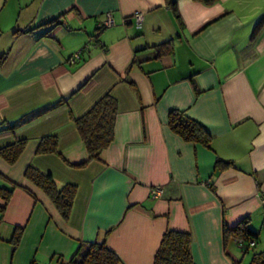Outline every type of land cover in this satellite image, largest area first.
Listing matches in <instances>:
<instances>
[{
  "label": "crops",
  "instance_id": "1",
  "mask_svg": "<svg viewBox=\"0 0 264 264\" xmlns=\"http://www.w3.org/2000/svg\"><path fill=\"white\" fill-rule=\"evenodd\" d=\"M168 1L0 0L13 17L0 23V149L24 141L13 163L0 157V187L14 186L0 264H70L91 243L117 264H153L168 232L187 235L192 264H250L264 251V0H174L175 14ZM107 14L113 25L96 35ZM104 96L112 137L87 160L75 120ZM176 110L208 147L171 131ZM46 137L55 153L37 152ZM27 168L74 187L66 217ZM242 224L253 247L233 236Z\"/></svg>",
  "mask_w": 264,
  "mask_h": 264
},
{
  "label": "trees",
  "instance_id": "2",
  "mask_svg": "<svg viewBox=\"0 0 264 264\" xmlns=\"http://www.w3.org/2000/svg\"><path fill=\"white\" fill-rule=\"evenodd\" d=\"M202 5L210 6L216 0H192ZM168 6L172 13H176L174 0L168 1ZM57 19L51 21V26L56 23ZM258 24V23H257ZM49 27V28H50ZM104 28L97 25L96 35ZM259 24L254 31L258 30ZM30 32V31H26ZM93 39H96L94 36ZM162 53H168L171 44L167 43L159 48ZM160 53V52H159ZM116 112L115 102L109 96L102 97L93 107L81 118L75 120L77 133L83 143L86 151L87 160H96L100 153L107 147L112 137V127L114 115ZM168 126L173 133L178 135L183 141L200 144L208 147L210 136L193 120L189 119L180 111H171L168 116ZM12 130L13 127H8ZM24 147V141H14L10 145L0 149V157L7 163H13ZM38 153L49 154L55 153V139L53 137L43 138L37 148ZM219 165L220 163L217 162ZM223 163L219 166H225ZM25 178L42 192L54 204L56 210L62 217H66L74 194L73 186H63L59 190L55 188L50 176H43L39 172L27 168L24 173ZM9 188L0 187V214H2L10 200L14 186ZM19 233L16 234L18 236ZM233 236L240 240L243 246L248 247L249 242L254 243L255 235L242 224L233 230ZM16 239V238H15ZM14 239V240H15ZM15 242V241H14ZM189 240L187 235L182 233L168 232L163 235L159 249L157 250L153 264H192L189 254ZM70 264H117L118 259L102 243H91L86 246L84 253H76ZM250 264H264V251L254 253L251 257Z\"/></svg>",
  "mask_w": 264,
  "mask_h": 264
},
{
  "label": "built area",
  "instance_id": "3",
  "mask_svg": "<svg viewBox=\"0 0 264 264\" xmlns=\"http://www.w3.org/2000/svg\"><path fill=\"white\" fill-rule=\"evenodd\" d=\"M131 19L135 22L136 25H139L141 20H142V14L139 13V12H135L132 14L131 16ZM102 27H110L113 25L112 23V19L111 17L107 14L106 17H105V20L100 24ZM78 59L77 55H73L72 57L69 58V62L70 63H74V61H76ZM151 197L155 198V197H159L161 191L158 187H153L151 188V190L149 191ZM262 203L264 205V200H262ZM237 244L239 246L242 245V242L240 240H237ZM254 246V243L253 242H249L248 243V247H253Z\"/></svg>",
  "mask_w": 264,
  "mask_h": 264
},
{
  "label": "rangeland",
  "instance_id": "4",
  "mask_svg": "<svg viewBox=\"0 0 264 264\" xmlns=\"http://www.w3.org/2000/svg\"><path fill=\"white\" fill-rule=\"evenodd\" d=\"M3 6H4V9L0 14V23H1V26L4 28V27H6L12 23L11 20L13 17L11 15V11H10V4H8L6 2V5H4V3H3Z\"/></svg>",
  "mask_w": 264,
  "mask_h": 264
}]
</instances>
